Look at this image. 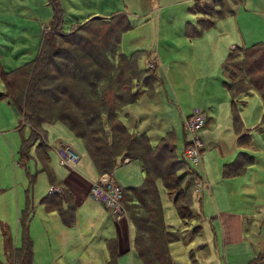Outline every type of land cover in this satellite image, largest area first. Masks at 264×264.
<instances>
[{"label": "rangeland", "instance_id": "rangeland-1", "mask_svg": "<svg viewBox=\"0 0 264 264\" xmlns=\"http://www.w3.org/2000/svg\"><path fill=\"white\" fill-rule=\"evenodd\" d=\"M59 1L66 16L62 26L64 32L70 31L90 16L124 15L129 28L121 32L112 61L117 63L125 58L134 61V68L129 70L134 86L130 82L129 86L142 90L135 101L121 108V112L129 110L130 116L122 119L131 132L145 131L153 145L161 136L168 137L166 133L171 130L175 152L181 157L184 156L185 140L189 137L183 128L185 116L198 109L210 117L196 132L203 143L201 161L198 164L187 161V167L193 168L203 182L202 185L199 177L195 178L192 174L188 175V179L186 177V181L193 179L189 189L193 213L200 210L204 212V209L209 208V191L213 199L229 202V194L223 197L225 190L243 186L240 180L232 185L230 181L221 179L219 163L221 165L223 161H231L238 152L255 156V160L245 163V168L240 173L244 174L242 178L245 184L261 191L253 199L252 206L251 202H245L252 197L250 194L240 196V203H226L220 206L235 208L233 212L228 213H235L238 208L243 209L246 227L242 234L243 240L241 243L230 244L224 252L221 239L217 237L214 244L217 255L210 256L206 251H202L200 255L203 253L202 257L207 260H199V264H248L254 251L264 250V134L254 132L258 125L264 124L263 121L257 122V119L259 121L261 118L263 106L258 92L253 88L237 95L231 93L224 84L227 75L223 71V65L232 45L248 46L258 41L264 44V0ZM0 4H8L12 10L11 16L4 17L9 24L1 25L5 28L1 33L6 34L9 30L15 38L12 51L7 45L3 57L4 61L9 63L7 67L15 68L37 54L42 28L48 25L52 17L51 8L47 0H0ZM118 20L119 25L124 26L125 20L121 15ZM260 56L264 58V49L236 48L231 54L228 69L233 70L234 65L247 68ZM123 64L126 71L130 63L124 61ZM127 77L123 76L125 80ZM246 80L244 72L239 70L232 78L234 90L237 92L248 87ZM232 99L236 106L241 108L238 111L240 122L236 125L232 122ZM7 108L10 109L6 111ZM132 115L135 117H131ZM18 119L20 118L15 115L13 108L5 101L0 103V127L13 125L5 132L6 140L0 132V220L10 224L12 229L16 218L24 219L22 222H28L31 229L34 225L36 239L30 235L32 230L30 233L28 228L31 239H34V264L41 261L54 264V260L49 256L55 253L48 246H55L54 234L49 232L45 236L40 227H43V220L47 218L49 225L55 229L56 222L53 218L57 214L45 211L40 199L51 189L59 188L58 181L63 180L71 170L82 172L88 177L91 176L88 171H93L95 176L89 179L90 181H97L99 173L85 151L82 140L76 137L67 125L59 121L43 122L40 126L41 135L34 138L29 124L21 127L19 121L20 128H16ZM247 128L252 135L247 137L249 140L238 143V136H248L244 133ZM22 139H26L27 153L23 159L20 158L19 148ZM40 141L47 144L49 170L41 169L42 163L38 158L37 149ZM63 144L72 147L78 154L73 169L60 161L59 149ZM219 147L227 155L221 152ZM110 172L122 187L140 184L143 179L137 159L128 164L116 165ZM51 173L57 179L56 182L50 180ZM28 175L34 177L31 185ZM206 178L209 183H206ZM161 184L158 179L156 185L163 204L164 222L178 238L181 236L179 240L172 242L170 254L175 258L183 254L187 259L177 258L176 261L180 264H190V247H194V254L199 259L198 250L192 243L197 242L201 219L194 216L187 223L186 218H180ZM206 185L212 188L208 191ZM196 188L200 190L196 191ZM14 192L18 210L19 207L21 209L17 216L13 210ZM173 196L176 197V193H171V197ZM87 197L85 205L78 206L74 212L75 221L72 226L77 241L71 243L66 233L55 234L66 255L65 259L63 255H57L56 264H106L107 257L103 258L106 251L103 238L110 237L108 230L114 225L115 216L105 207L94 210L93 206L102 205L92 200L89 195ZM26 202L28 209H25L27 215H24L22 207ZM216 217H210L209 221H216ZM123 218L127 219L128 232L132 234L133 227L129 223L127 213ZM70 227H64V230ZM185 235L186 238L182 239ZM121 256L126 264H142L133 249ZM119 264H123L122 259H119Z\"/></svg>", "mask_w": 264, "mask_h": 264}, {"label": "trees", "instance_id": "trees-1", "mask_svg": "<svg viewBox=\"0 0 264 264\" xmlns=\"http://www.w3.org/2000/svg\"><path fill=\"white\" fill-rule=\"evenodd\" d=\"M47 1L52 17L42 29L38 53L15 68L0 71L6 86L5 91L0 92V97L6 96L13 103L20 121L29 124L34 138L41 135L40 126L43 122L59 121L67 125L82 140L85 151L100 175L110 172L126 159L139 160L144 172L143 180L138 185L122 187L121 199L134 228V249L142 264H180L174 262L169 252L168 244L177 240L178 236L164 222L163 205L156 181H161L177 215L186 218L188 223L193 216L189 190L193 179L186 181V177L188 179V175L192 174L197 178L199 174L187 167L184 156L179 157L175 152L171 130L166 133L168 137L161 136L152 145L145 131L131 132L122 119L127 113L121 112V108L135 101L142 92L129 86V82L134 86L129 72L134 68V61L128 58L117 63L112 61L121 32L129 28L124 15L90 16L70 31L64 32V13L60 1ZM120 15L125 20L124 26L119 25ZM240 47L264 49V44L258 41L248 46H233L223 65L227 75L224 84L233 95L244 93L250 88L256 90L262 101L261 120L264 122V58L261 55L247 68L234 65V69L230 70L228 62L231 54ZM124 61L130 63L126 71ZM239 70L244 72L249 85L236 92L232 78ZM123 76H128L129 80ZM231 110L232 122L236 125L240 122L239 106H236L234 99L231 100ZM244 140H247V136L238 137V143ZM25 145L26 139H23L21 159L27 155ZM46 148L47 144L40 141L37 149L43 170H49ZM248 159L251 157L246 153L238 152L236 157L223 164L222 176L241 173ZM33 179V176L28 175L30 185ZM68 179H64L63 184L58 181L60 191L51 189L41 198V202L48 210L57 211L66 225H71L75 221L76 199L83 196L78 194L76 199L73 197L74 191ZM50 180L57 181L52 173ZM76 192L79 193L78 190ZM171 193H176V197H171ZM63 202L66 203L65 208ZM25 209H28L27 206L23 208L24 215H27ZM23 220H19L22 227L21 244L15 250L20 254V264H30L32 240L27 232V223H23ZM114 241L107 240V247L110 248L107 264H116L115 249L110 247ZM189 255L190 264H199L193 250ZM248 264H264V252L256 253Z\"/></svg>", "mask_w": 264, "mask_h": 264}, {"label": "crops", "instance_id": "crops-1", "mask_svg": "<svg viewBox=\"0 0 264 264\" xmlns=\"http://www.w3.org/2000/svg\"><path fill=\"white\" fill-rule=\"evenodd\" d=\"M47 3H48V1H47ZM10 9L11 8H10V6L8 4H0V71L12 69L9 66L7 67V64H9V63L4 61L3 57H4V53L6 52L5 51L6 47H8L7 45L10 46V51H12V45H13V42H14L15 38H13V35L10 33L9 30L6 32V34H2L1 33V31L5 30V28L1 27V25L4 26V25H8L9 24V22L6 19H4V17L5 16H11L12 10H10ZM51 16H52V14H51ZM65 18H66V16H64V19ZM43 28H44V26H43ZM41 37H42V31H41ZM41 37H40L39 48H40V44H41ZM233 46H235V45H232L231 48ZM39 48H38V50H39ZM37 53H38V51H37ZM9 55H10V53H9ZM28 60H30V59H28ZM5 89H6V86L4 85V82L2 81L1 74H0V92H4ZM4 101L11 108L14 109L15 115H18V117H19V114H18L15 106L13 105V103L10 102V100L6 96L0 97V103H3ZM8 109H10V108H7L6 111H8ZM240 109L241 108L239 107V110ZM128 111H126V113H127L126 117L130 116ZM131 117H135V116L132 115ZM207 118L209 119L210 117H207ZM208 119H207V122H208ZM19 121H20V119H18V123L16 125V128H20V126H18L19 125ZM260 121L262 122L261 118H260L259 121L257 119V122L260 123ZM24 124H26V123H22L21 122V127ZM11 126H13V125H11ZM11 126H9V127L8 126H1L0 127V132L3 133V136H4L5 140H6L5 132ZM257 131L259 133L263 132V134H264V124L263 125H258V128H255L254 132H257ZM244 133H246L248 135L247 137H250V135H252L250 130H249V128H247ZM238 137H237V140H236L237 142H238ZM247 140H249V139L247 138ZM22 141H23V139H22ZM22 141L20 140V147L19 148H21V146H22ZM219 149H220L221 152H223V153H225V155H227L226 152L223 151V149L221 147H219ZM248 156L251 157V159L249 160L250 162L252 160H255V156H252L251 154H249ZM77 159L70 166L71 169L75 168ZM132 160H136V159H126L123 162H120L118 165L125 164V163L128 164ZM137 161H139V160H137ZM222 163H221V165H220V163L218 164V170H219L221 179L230 181L232 185L235 184V181L240 180L241 181V185L243 184V186H241L240 188L239 187L238 188L233 187L230 191L225 190V192L223 194V197L225 195L229 194V198L231 199V201L223 202L222 199L219 200V201L216 200V198L213 199L212 198V193L209 191L212 187L210 188V187H208L206 185V187H208L206 189H208V191L210 193V196H208V198L210 199V202L207 201L209 208L207 210L204 209V212H201V210H200L197 213H193V216H192V217L197 216V217H199L201 219L200 223H199L200 232L197 235V242H196L197 245H196V243H192L195 246V248L198 250L197 254L199 256V259L197 257H196V259H197V261L199 263H200V261H199L200 259L207 260V259H204L202 257L203 253L200 255V253L202 251H206L207 253L210 254V256L217 255V253H216V251L214 249L215 239H217V237L219 239H221V248H222V250L224 252H225V250L228 248V246L230 244L241 243V241L243 240V237H242V234L244 232L243 230H244V228L246 230L245 223H244V215H245V213H244L243 209L242 208H238L237 211H235V213H228V212H233L232 210H234L235 208L234 207L233 208H224V207H220V206H224V204H226V203L227 204L228 203H231V204L240 203V201H242V198H239V197L240 196H247L248 194H250L252 197L249 200H245V202H251V206H252L253 199L255 198V196L261 193V191L259 189H254V188H252V185L244 183V178H242L244 176V174H240L239 173V174L233 175V176H226V177L222 176V174H221V170H222V166H223ZM139 168H140V171L142 172L143 177H144V172H143V169H142L140 161H139ZM88 173L91 175L90 177H88L86 174H84L82 172L79 173V172L71 170V172L68 173L65 177H63V180H61L62 184H63L64 179H66V178L68 179L69 178L68 179L69 180L68 184L71 185L70 187L74 191L73 192L74 193L73 197L76 199V197L79 196L78 194H82L81 196H83V197L79 196V198L76 199L78 201H77V205H76L75 209L78 206L79 207L82 206L85 203V201L87 200V198H88L87 195H89V197H91L92 200H94L97 203H100L102 205V206H93V209L94 210L95 209L101 210L102 207H105L103 205V203L100 200H98L96 197H94L92 194H90L89 193L90 191L88 192V188H90L89 184L95 182V181H90L89 180V179H91L92 177L95 176L93 171L90 170V171H88ZM99 176H100V174H99ZM199 179H200V181H201V183L203 185V182L201 180L200 175H199ZM206 183H209L207 178H206ZM127 186H132V185L128 184V185H124L123 187H127ZM53 189H58L59 190V188H53ZM76 190H78L79 193L76 192ZM85 190H86V192H85ZM199 190H200V188H196V191H199ZM216 190H217V195H219V189L217 188ZM13 198H14L13 203H14L15 209H16L15 210L13 208V210L15 211L16 216H17V215H19V212H20L21 209L19 207V210H18V205H17L18 202H17V199H16L15 192L13 193ZM200 199H201V197L198 200L200 201ZM40 202H41V199H40ZM88 203H90V202H88ZM26 204H27V202L25 203V205L22 208H26ZM42 204L44 205L45 211L54 212V213L57 214V216H54L53 219L56 222V228H58V230H56V228L54 229L53 226L49 225V223L47 221V218H44L43 227L42 228L40 227V230H42V231L44 230L45 236H47V233H49V232L52 235L54 234V238L53 239L55 241V246L54 247L51 246V245H48V246H50L52 248V252L55 253V255H51L49 257H51L52 260H54V262H52V263L56 264V260L55 259H57V257H56L57 255H63L64 259H65L66 255L64 254V252H63L62 248L60 247V245L58 244L55 234L58 233V232H61L63 234H65V233L68 234L69 235V240H70L71 243H75L78 238L74 234L75 232L73 230L72 224L71 225H66L63 222L61 216L57 213V211L48 210L46 208V205L44 203H42ZM62 204H63L62 206L65 208L66 207V203L63 202ZM21 205H22V201H21ZM86 208H87V206H86ZM215 215L217 216L216 219H214L216 221H209V218L210 217H214ZM217 220H218V222H217ZM213 222H216V223H213ZM113 223H114V225L112 226V228H110L108 230V234H110V237H104L103 238L104 245H105V248H106V251H107V256H106V251H105V255H103V258L107 257L106 261H105L106 264H107V260L109 258V249H110V248L107 247V240L108 239H115L114 243L110 247L115 249L116 264H119V259H122L123 264H126L125 260L122 258L121 255L123 253L128 252L131 249H133L135 251L134 246H133L134 228H133L132 234H129L128 227H127V219L123 218V217L122 218H114ZM129 223L132 226V223L131 222H129ZM189 224H191V222H189ZM64 227H70V228L68 230H64L65 229ZM28 228L30 229V233H31V230H32L31 234L29 233V229ZM33 228H36V227L34 225H32V229H31L29 227V223L27 222V232H28V234H30L31 236H33L36 239L37 236L34 233ZM21 231H22V227L20 226L19 218H16V222H15V225H14L13 229L11 228L10 224L5 223V222L2 223V221L0 220V264H20V254H18L16 252L15 248L20 246V244H21ZM186 236L187 235L182 237V239H185ZM180 237L177 240H179ZM31 240H32V247H33L34 246V239H31ZM171 244H172V242H170L168 244L169 252H170ZM202 247H204V249H202ZM72 248H75V247H72ZM193 248L194 247H190L189 248L188 257L190 256L189 253H190L191 250H193ZM69 251H70V249H69ZM258 252H264V250L257 249L256 251H254L252 256H254ZM252 256H251V258H252ZM171 257L174 260V262H176V263H180V262L176 261L177 258L180 259V260L181 259L182 260H186L187 259L186 256L183 255V254L178 256L177 258L173 257L172 255H171ZM189 260H191L190 257H189ZM30 264H34L33 251H32V258H31ZM38 264H50V261H48V262L41 261Z\"/></svg>", "mask_w": 264, "mask_h": 264}, {"label": "built area", "instance_id": "built-area-1", "mask_svg": "<svg viewBox=\"0 0 264 264\" xmlns=\"http://www.w3.org/2000/svg\"><path fill=\"white\" fill-rule=\"evenodd\" d=\"M206 121L205 112L198 109L192 110L184 118L183 127L189 137L184 144L183 153L184 158L190 163L198 164L201 161L203 143L196 132L198 128L203 127ZM59 152L61 163L67 166H71L78 158V154L72 147L65 144L60 147ZM89 193L100 200L115 218L124 217L126 214L121 200L122 187L113 179L111 172L100 175L98 180L91 185Z\"/></svg>", "mask_w": 264, "mask_h": 264}]
</instances>
